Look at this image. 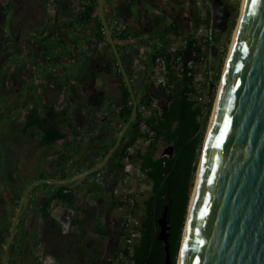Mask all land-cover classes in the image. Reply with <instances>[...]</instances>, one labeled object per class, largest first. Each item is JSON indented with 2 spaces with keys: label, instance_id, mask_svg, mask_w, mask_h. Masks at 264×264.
<instances>
[{
  "label": "flooded vegetation",
  "instance_id": "flooded-vegetation-1",
  "mask_svg": "<svg viewBox=\"0 0 264 264\" xmlns=\"http://www.w3.org/2000/svg\"><path fill=\"white\" fill-rule=\"evenodd\" d=\"M98 1L87 16L92 0H38L43 30L26 31L20 37L18 29L8 42L10 50L0 59V73L8 59L15 60L7 74L14 75L11 105L25 88L23 118L29 119L30 126L54 130L65 139L64 152L69 147L77 153L94 150V145L99 152L109 146L115 131L116 139L121 130L116 104L124 81L97 12ZM5 6L8 16L14 1L6 0ZM208 16L213 25L214 9L209 0H104L103 18L137 104L146 91L159 89L154 80L157 52L185 45ZM45 38L54 40L55 45L44 44ZM4 74L2 77H7ZM111 84L114 103L109 101ZM64 160L70 166L72 159L66 155Z\"/></svg>",
  "mask_w": 264,
  "mask_h": 264
},
{
  "label": "water",
  "instance_id": "water-1",
  "mask_svg": "<svg viewBox=\"0 0 264 264\" xmlns=\"http://www.w3.org/2000/svg\"><path fill=\"white\" fill-rule=\"evenodd\" d=\"M103 3L98 1L97 12L132 102L131 115L98 165L69 179H40L25 188L1 264H7L29 192L40 183L70 186L102 169L136 117L134 90L103 18ZM212 5L213 31L220 34L227 29L230 13L223 0H212ZM197 174L178 264H264V0H244ZM157 225L156 240L165 250L163 264H170L166 208Z\"/></svg>",
  "mask_w": 264,
  "mask_h": 264
},
{
  "label": "rangeland",
  "instance_id": "rangeland-1",
  "mask_svg": "<svg viewBox=\"0 0 264 264\" xmlns=\"http://www.w3.org/2000/svg\"><path fill=\"white\" fill-rule=\"evenodd\" d=\"M13 1L14 9H12L10 15L5 16L6 12L2 9L5 6V0H0V59H2L4 53L10 50L8 42L17 36L18 29H20L19 36L21 37L24 33L26 34V31L35 33L41 32L44 28L42 23L44 20L43 16L37 8L38 0ZM223 2L230 8L231 17L229 22H232L234 19V25L231 29L227 26V29L223 33L218 34L214 49L208 51L207 61L200 68V81L197 83V92L201 93L202 102H208L210 100V93H214L212 109L204 126V138L212 117L233 34L240 18L243 0H223ZM232 9H235L236 12ZM29 36L35 39L37 38L33 34ZM44 44L47 46L48 44L55 45L54 40L51 41L46 38L44 39ZM8 60L3 66L2 73H0V264L2 262L3 249L7 241L8 232L16 211L14 205V196L16 193L20 189L26 188L30 183L38 180L41 176L44 179L54 177L53 172L56 170H63L67 176L71 177L83 173L87 171L88 165L96 159L97 153L96 145H94V150L79 151L77 153L69 147L64 152L63 144L66 141L65 139L63 141L62 137L60 139L54 130L42 131L30 126L31 122L28 121L29 119L25 120L23 118L26 108L21 104L22 99L25 98V88L16 94L17 99L11 105L12 97L15 94L12 80L14 75L7 76V74L10 73L11 65L15 60L14 58ZM4 72V75L7 76L5 78L2 77ZM202 84H205V86ZM109 89V101L114 103L116 97L113 95L115 90L112 89V84ZM143 114L146 117L148 113L147 111H143ZM116 134L115 131L111 136L110 144L115 140ZM130 137L128 135L126 142L130 140ZM136 146H141L142 151L146 149L144 145H138L136 143L131 147L130 153L135 152L137 149ZM108 147H102L99 152L104 153L108 150ZM163 152L164 154H169L171 151L165 148ZM66 155L72 159L68 163L70 166H67L65 163L66 160L64 159ZM61 161L63 162L62 164ZM124 163V174L127 177V182L122 185L116 184L117 176L107 180L111 183L109 189L114 193L115 220L118 223L116 227H110L111 229L113 228L110 230V233H108V227H102L98 231H94V227H85L84 222H86V219L82 224L74 225L73 221L77 219L75 210L70 212L64 206L63 209L58 211L57 215L59 229L45 226V219L39 216L38 207L44 199V195H48L52 186L49 183H40L32 189L30 194L31 198L25 201L24 206L26 208L22 210L21 215L23 222L21 225L19 223L17 225L11 244L12 248L9 250L8 261L10 260V262L8 263L7 261V264H12V261L18 254L31 256L34 261L41 263L42 259L53 252L58 256L57 259L59 261L61 257L65 258V261H67L65 264H81L77 260L75 262L73 260L80 257L90 258L88 263L86 260L82 264H122L123 261L119 255L124 246V240L122 239V235L124 234L122 229L123 222L125 219L135 218L139 222L143 219V200L150 194L151 189L150 182L135 164H127V161ZM196 176L197 171L190 200L194 190ZM127 195L134 201L133 206L129 205V201L124 198ZM86 204L87 201L79 197L78 204L76 205L77 209L88 211ZM99 219L103 221L100 214ZM23 232H25L24 240L30 241V249L23 250L24 248H21L19 242L15 243V241H19L23 237ZM87 232H90L89 236L95 239L91 240L88 238ZM41 242L45 243V248H41L42 246L38 247ZM72 256L73 259H70ZM94 256L98 257L96 261L94 260L95 262L91 260ZM178 256L179 252L175 264H177ZM49 259L57 261L53 256H49ZM41 264H49V262Z\"/></svg>",
  "mask_w": 264,
  "mask_h": 264
},
{
  "label": "trees",
  "instance_id": "trees-1",
  "mask_svg": "<svg viewBox=\"0 0 264 264\" xmlns=\"http://www.w3.org/2000/svg\"><path fill=\"white\" fill-rule=\"evenodd\" d=\"M209 1L211 2L212 0ZM96 2L97 0H92L91 5L87 8V16L94 11ZM2 9L5 12L8 10L6 6H3ZM232 10L236 12L235 9ZM209 22L211 21L208 16L205 24L208 26ZM230 22V25H228L229 29L233 27L234 19ZM217 36L218 34L213 32L214 43L217 40ZM202 47L201 42L195 37H190L185 45L177 48L175 53L170 54L167 49L159 50L153 59L160 57L164 59L166 65H168L172 57H180L184 63L198 61L201 56L207 57L208 54L209 46L204 44L205 49L203 52ZM214 47L215 45L211 48L214 49ZM187 72L184 71L181 77H176L174 72L170 71L167 78L168 82L173 86L169 90L162 88L146 91L137 105L136 117L123 136L117 151L102 169L70 186L51 184L56 189V193L52 198L41 201L38 207L40 216L43 218L50 217L48 210L52 200L55 199L60 201L67 209H75L76 211V197L70 188L71 186L85 182L102 173H106L107 176L114 173H116V176L124 174V162L127 161V164L133 163L150 182L151 189L150 194L143 201L144 217L138 226L139 237L133 245L131 254L123 246L121 253L126 260L122 264L164 263V245L156 240V236L159 230L157 220L162 216L165 208L166 220L170 226L167 240L170 264H175L201 154L204 126L212 109L214 95V93H210V100L206 103L202 102L201 93L197 92V87L193 84L195 71H189L191 75H188ZM202 85L205 86V84ZM154 100H157L155 106H153ZM116 106L120 129H122L132 112V102L123 82ZM143 111H147L146 117H144ZM128 135L131 137L126 142ZM115 140L109 145L108 150L113 146ZM136 143L144 145L146 149L142 151L141 146H136L135 152L130 153L131 147ZM165 148L171 151L170 155L164 154ZM108 150L104 153L97 152L96 159L88 165L87 170L98 165ZM68 177L71 176L62 174L59 179L64 180ZM38 179L44 178L41 176ZM24 190L25 187L20 189L14 196L16 208ZM31 192L32 190L27 196L28 200L31 198ZM25 208L26 206H24L23 210ZM22 222L23 218H20L19 225ZM80 223L78 219L73 221L74 225H79ZM51 226L54 229H59V225L54 224L52 219Z\"/></svg>",
  "mask_w": 264,
  "mask_h": 264
},
{
  "label": "crops",
  "instance_id": "crops-1",
  "mask_svg": "<svg viewBox=\"0 0 264 264\" xmlns=\"http://www.w3.org/2000/svg\"><path fill=\"white\" fill-rule=\"evenodd\" d=\"M53 174H54V177H47L46 179L61 180V179H59L60 176L62 174H66V172L63 170L62 171L56 170L53 172ZM114 176H116V173H114L110 176H107L106 173H102L99 176L90 178L89 180H87L85 182L83 181L81 183H77L74 186L70 187L75 194L76 205L78 204L79 197H82L83 199H85L87 201L86 207H87L88 211H85L83 209H81V210L77 209V211H75L77 214V219L81 222L80 224H82V222H84V220L86 219V222H84V225H86L85 227H94L95 228L94 231H98L102 227H104V228L108 227L107 228L108 233H110V230L113 229V228L111 229L110 227H116V225L118 223L115 220L116 210L114 208V205H115V200L113 199L114 193H113V191H111L109 189V186L111 183L109 181H107V180H110L111 178L113 179ZM69 178H71V177H68L66 179H69ZM125 182H127V177L125 176V174L117 175L116 184L122 185ZM49 184H53V183H49ZM114 184H115V182H114ZM53 185H56V184H53ZM55 193H56V189L54 187H51L48 195H44L43 200H47V199L52 198L55 195ZM64 207L60 201H58L56 199L52 200L50 208L48 210L50 217L44 218L45 219V226L47 225L49 227H52L51 226V219H52L54 224L59 225V221H58L59 219L57 217L58 211L63 209ZM73 210H75V209H73ZM73 210L68 209V211H70V212H73ZM38 214H39V212H38ZM99 214H100V216H102L103 221L99 219ZM39 216H40V214H39ZM86 234L88 235V238H90L91 240L95 239V238H92L89 236L90 232H87ZM22 235H23V237H21L18 241L21 248H24L23 250L30 249V247H31L30 241L24 240L25 232H23ZM87 235H86V237H87ZM39 246H42L41 248H45V243L41 242L38 245V247ZM49 256H53V258H56V259L58 258V256L54 252L50 253L46 257L49 258ZM70 259H73V256L70 257ZM89 259L90 258L80 257L78 259H73V260H74V262L77 260V262L82 264L86 260L88 263ZM91 260L96 261L97 258H91ZM57 261L59 264H61V262H62V264L67 263V261H65V258H62V257L60 258V261L58 259H57ZM12 264H41V263H39V262L37 263L36 261H34L33 257H31V256H25V255H19L18 254L17 256H15L14 260L12 261Z\"/></svg>",
  "mask_w": 264,
  "mask_h": 264
},
{
  "label": "built area",
  "instance_id": "built-area-1",
  "mask_svg": "<svg viewBox=\"0 0 264 264\" xmlns=\"http://www.w3.org/2000/svg\"><path fill=\"white\" fill-rule=\"evenodd\" d=\"M195 38L202 43V52L204 51V44H207L209 46L208 51H210L211 47L215 45L213 40V25L212 22H209V25L206 24H200L197 28ZM177 49H171V51H168L170 54H173L176 52ZM209 53V52H208ZM207 61V57L201 56L198 61H188L186 63L182 62L181 58H174L172 57L170 61L168 62V65H166V62L164 59L157 57L154 59L155 69H154V80L155 84L159 87V89L165 88L169 90L173 85L168 82L167 75L170 71L174 72V75L176 77H181L182 73L184 71H188V75H191L189 71H195V74L193 75V84L197 87V83L200 81L199 77V71L201 66L205 64ZM201 100V98H199ZM155 103L157 101H154L153 106H155ZM129 201V205L133 206L134 201L132 200L129 195L124 197ZM140 222L133 219H125L122 225L123 231H124V247L128 249V252L131 254L133 245L136 243L138 237H139V226ZM120 259L122 261H125L126 259L123 257L122 253H120ZM125 259V260H123ZM49 262V264H59L54 259L44 258L42 259L41 263Z\"/></svg>",
  "mask_w": 264,
  "mask_h": 264
},
{
  "label": "bare ground",
  "instance_id": "bare-ground-1",
  "mask_svg": "<svg viewBox=\"0 0 264 264\" xmlns=\"http://www.w3.org/2000/svg\"><path fill=\"white\" fill-rule=\"evenodd\" d=\"M243 6H244V0H243V2H242V6H241V14H240V18H239V21H238V24H237V28L235 29V31H234V34H233V38H232V42H231V45H230V48H229V53H228V57H227V60H226V64H227V62H228V59H229V55H230V52H231V49H232V45H233V42H234V40H235V36H236V32H237V29H238V26H239V22H240V20H241V15H242V11H243ZM226 64H225V67H226ZM225 67H224V69H225ZM223 74H224V70H223ZM223 74H222V76H223ZM221 79H222V77H221ZM219 89H220V86H219ZM218 92H219V90H218ZM217 97H218V94H217ZM217 99V98H216ZM215 104H216V101H215ZM214 107H215V105H214ZM213 113H214V109H213ZM213 113H212V116H213ZM211 120H212V117H211ZM211 120H210V123H211ZM210 123H209V126H210ZM209 126H208V129H209ZM208 129H207V131H208ZM198 175V174H197ZM197 177V176H196ZM197 179V178H196ZM195 187V186H194ZM194 191V190H193ZM192 195H193V193H192ZM191 199H192V196H191ZM190 203H191V200H190ZM189 208H190V204H189ZM178 258H179V256H178ZM177 264H178V261H177Z\"/></svg>",
  "mask_w": 264,
  "mask_h": 264
}]
</instances>
